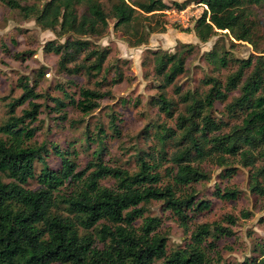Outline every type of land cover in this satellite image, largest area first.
I'll return each instance as SVG.
<instances>
[{
  "label": "trees",
  "instance_id": "16d2710c",
  "mask_svg": "<svg viewBox=\"0 0 264 264\" xmlns=\"http://www.w3.org/2000/svg\"><path fill=\"white\" fill-rule=\"evenodd\" d=\"M0 1L32 17L43 31L64 37L62 43L46 42L43 51L58 56L59 72L88 79L98 78L110 52L83 38L103 36L108 21L113 20L116 29L140 39L146 28L147 33L156 32L151 23L144 27L143 19L150 20L169 9L163 0H46L40 6L21 5L20 0ZM196 1L204 7L192 29L199 42L224 35L232 44L251 45L256 54L236 60L221 48L207 52L205 59L216 70L232 62L235 71L223 82L206 78L208 89L203 93L180 94L175 87L184 106L175 128L155 126V144L147 150L134 149L133 172L104 163L108 135L98 125L92 130L86 126L80 138L86 147L93 146L92 158L84 169L75 164L78 153L73 143H68L67 149L51 146L61 165L58 170L50 169L45 162V144L29 143L35 137L33 124L42 107L36 100L44 96L36 93L37 82L30 85L27 78L19 80L21 94L6 104L7 115L0 122V264H228L222 260L217 242L231 237L232 230L219 224H191L211 208L208 200L195 198L194 185L208 179L201 167L204 163L222 167L225 179L236 173L232 165L239 164L249 169L250 191L264 195V23L253 13V7H261L264 0ZM173 4L182 11L189 2ZM193 49L191 44H181L172 54L152 52L161 91L151 104L168 117L177 104L167 98L165 88L184 73V54ZM23 55L15 58L21 60ZM121 79L118 73L110 82L105 77L94 80V89L79 88L77 99L76 94L57 86L62 99H46L54 102L56 114L72 106L86 117L100 108L102 99L111 96L107 87ZM232 93L237 95L228 102ZM218 102L233 125L212 115ZM25 104L16 116V109ZM110 116L111 133L119 136L115 124L119 120ZM65 118L63 113L61 119ZM143 138L148 141L151 136ZM36 163L41 165L38 173ZM105 179H112L113 187L102 186ZM30 182L37 188H29ZM215 196L229 201L237 191H217ZM152 202H159L183 229L188 239L184 247L168 250L167 238L159 232L161 219L146 215ZM225 219L236 223L231 216ZM258 257L238 264H264L263 248Z\"/></svg>",
  "mask_w": 264,
  "mask_h": 264
},
{
  "label": "rangeland",
  "instance_id": "374dc122",
  "mask_svg": "<svg viewBox=\"0 0 264 264\" xmlns=\"http://www.w3.org/2000/svg\"><path fill=\"white\" fill-rule=\"evenodd\" d=\"M46 0H23L21 5H42ZM106 3V0H103ZM169 9L155 15L150 20L143 19L144 27L152 24L154 33L141 31L144 37L140 39L128 36L124 31L114 27V21L109 20V26L103 36L98 38H83L99 48H108L109 56L103 65V71L96 79H88L85 75L71 76L59 72L57 69L58 56L43 51L44 44L51 40L59 43L65 38L57 37L52 31H43L32 17H25L17 10H11L0 1V122L7 115L6 104L18 98L21 94L19 80L29 79V84L36 83V93L44 96L36 100L41 104L38 120L33 124L37 128L35 137L29 142L33 146L45 144L48 156L45 162L52 170L60 169L61 162L54 154L52 145L59 149H67L68 143L74 144L77 158L74 159L79 170L86 167L91 157L93 146L86 147L81 137L89 126L90 130L95 125L103 127L107 132L106 151L103 155L105 164L121 167L133 172L136 170L134 149L147 150V146L155 144L152 134L155 126L165 125L175 128L176 118L182 113L184 106L175 94V87L180 94L187 91L206 92L208 86L204 80L208 77L219 78L222 82L226 76L236 69L235 63L230 62L225 69L216 70L210 65L205 54L214 47L223 49L233 59H248L253 52L251 45L233 41L224 35L212 37L208 42L201 43L192 31L194 23L203 12L204 7L196 0H188L189 4L182 11H178L173 2L178 4L186 0H163ZM254 16L264 23V5L253 7ZM143 30V28H142ZM142 40V43H139ZM181 44L194 46L191 54H184L185 71L179 75L171 86L165 88L168 99L175 102L176 107L171 117L159 111L151 104L160 94V79L154 71L152 52L163 51L175 53L180 50ZM24 53L23 59H16L15 55ZM121 74V81L110 88L111 96L100 101V108L84 117L80 111L72 106H67L61 114H56L54 102L49 98L62 99L57 86L65 87L69 94H76L79 88L94 89V80L99 81L105 77L110 82L115 75ZM237 93L230 94L228 102ZM27 104L18 107L15 115L20 116L21 110ZM223 104L215 103L212 115L215 119L228 122L231 126L233 120H228L222 114ZM65 113V119H61ZM116 117L119 136H113L110 127L111 116ZM149 126H154L150 128ZM147 128V133H146ZM150 135L148 141L145 135ZM235 174L225 179L222 176V167L204 163L201 167L208 173V179L194 185L195 198L208 200L211 208L194 218L191 224H219L232 230L231 237H223L217 242V250L222 260L228 264H238L248 258H258L260 248L264 249V195L259 196L249 189V169L239 164H233ZM38 173L41 165L36 163ZM167 181V179H165ZM102 186L113 187L112 179L100 182ZM29 188L36 189L34 182L29 183ZM237 191V196L232 200H222L215 196V192L224 190ZM148 216H157L162 223L159 228L161 235L166 236L168 250L184 247L188 240L183 229L175 218L163 210L159 202H152L149 206ZM226 216L235 219V224H229ZM139 220L135 222L136 225ZM194 226V225H192ZM160 264V262H155Z\"/></svg>",
  "mask_w": 264,
  "mask_h": 264
}]
</instances>
